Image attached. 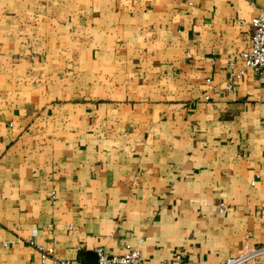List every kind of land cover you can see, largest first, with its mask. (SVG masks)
I'll use <instances>...</instances> for the list:
<instances>
[{
  "label": "crops",
  "instance_id": "crops-1",
  "mask_svg": "<svg viewBox=\"0 0 264 264\" xmlns=\"http://www.w3.org/2000/svg\"><path fill=\"white\" fill-rule=\"evenodd\" d=\"M261 8L0 0V264L126 245L219 264L264 244V75L225 89Z\"/></svg>",
  "mask_w": 264,
  "mask_h": 264
},
{
  "label": "built area",
  "instance_id": "built-area-1",
  "mask_svg": "<svg viewBox=\"0 0 264 264\" xmlns=\"http://www.w3.org/2000/svg\"><path fill=\"white\" fill-rule=\"evenodd\" d=\"M251 27V47L250 50L241 53L240 57L243 60V68L234 71V62L229 60L227 63V85L225 89L230 91L232 89L233 81L240 79L247 70H253L260 75H264V8H261L256 16L250 20ZM208 99V97H206ZM54 192L51 193L53 198ZM36 231L33 232V237L36 236ZM33 244V242H31ZM40 253V264H80L78 262L69 260H59L53 257V248L37 247ZM96 256V264H145L140 252L126 245L125 252L122 255H109L102 247L94 250ZM264 256V244L251 246L246 251L228 258L219 264H247ZM158 264H186L184 258L180 253H176L171 261H161Z\"/></svg>",
  "mask_w": 264,
  "mask_h": 264
},
{
  "label": "water",
  "instance_id": "water-1",
  "mask_svg": "<svg viewBox=\"0 0 264 264\" xmlns=\"http://www.w3.org/2000/svg\"><path fill=\"white\" fill-rule=\"evenodd\" d=\"M87 260H88V264H96L95 254L91 253L90 255H88Z\"/></svg>",
  "mask_w": 264,
  "mask_h": 264
}]
</instances>
